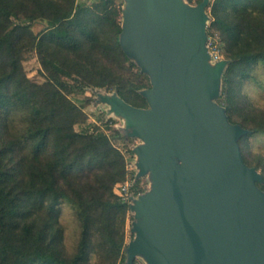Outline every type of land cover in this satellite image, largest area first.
I'll use <instances>...</instances> for the list:
<instances>
[{"label":"trees","instance_id":"trees-1","mask_svg":"<svg viewBox=\"0 0 264 264\" xmlns=\"http://www.w3.org/2000/svg\"><path fill=\"white\" fill-rule=\"evenodd\" d=\"M122 12V0H0V264H125L130 205L116 190L129 173L113 139H128L86 126L87 115L70 98L105 90L148 108L141 95L148 77L125 75L127 66L137 67L120 45ZM207 12V35L227 62L216 103L231 124L250 131L239 146L245 164L261 171L256 185L264 192V159L252 164L247 153L252 138L264 139V111L244 93L253 85L264 94V0H211ZM35 22L45 30L34 34ZM29 51L43 84L24 70ZM144 192L136 182L134 195ZM64 207L78 228L71 252L59 221Z\"/></svg>","mask_w":264,"mask_h":264},{"label":"water","instance_id":"water-1","mask_svg":"<svg viewBox=\"0 0 264 264\" xmlns=\"http://www.w3.org/2000/svg\"><path fill=\"white\" fill-rule=\"evenodd\" d=\"M120 45L150 88L139 109L114 94L102 97L127 122L139 175L152 189L130 205L135 238L128 264H264L262 176L245 164L239 140L250 131L231 124L216 103L227 62L210 63L206 9L181 0H124Z\"/></svg>","mask_w":264,"mask_h":264},{"label":"rangeland","instance_id":"rangeland-1","mask_svg":"<svg viewBox=\"0 0 264 264\" xmlns=\"http://www.w3.org/2000/svg\"><path fill=\"white\" fill-rule=\"evenodd\" d=\"M96 0H77L79 4H87L90 5L91 3L95 2ZM183 5L186 6H195L194 3L189 4L186 0H181ZM123 3V10L126 7V2L122 0ZM206 14L209 18L207 9ZM209 25V19L207 21V26ZM46 28L45 22H35L32 24V31L34 34H39L42 31H44ZM207 41V48L209 53H213L214 51L218 53V55H221L218 43L215 42L213 38L208 37ZM210 42V44H209ZM209 44V45H208ZM223 60V57H222ZM131 61L135 64L136 68H130L127 66V69L125 70L126 77H132L134 73L139 70L141 74L142 71L138 65V62L135 59H131ZM210 63L214 65V61L212 59V56L210 58ZM23 67L27 74V77L37 84H43L45 82L44 75L42 73L41 66L39 64L38 58L36 56L35 51H29L24 55V61H23ZM146 75V74H143ZM148 77V75H146ZM263 83H264V75H260L259 77ZM149 79V77H148ZM149 86L150 79H149ZM221 91V90H220ZM244 93L246 97L248 98V102L252 106L253 109L257 111H264V94L257 88H255L253 85H247L245 87ZM115 93L113 92H107L105 90H87L83 93H76L70 96V98L80 107H82L84 113L87 115V122L86 126H93L96 125L100 128L101 131H105L108 135H113L115 131H120V133L126 137L128 140L123 139H113V143L116 147H118L123 154L125 155V158L127 159L128 165L132 166V174H133V180L139 183V186L144 189V193L149 192L152 189L153 186V179H152V173L148 172L144 175H139V168L137 167L138 159L135 154V150L137 147L143 145V141L137 137L130 136V131L127 128V122L121 115H115L114 113L110 112L109 106L102 103L101 99L102 97H111ZM111 120L112 124L110 125V130H107L106 123ZM76 130H80L81 126L75 127ZM249 149L247 151L248 153V160L252 162V164L256 161H258L260 158L264 159V139L255 137L252 138L248 143ZM252 168V167H251ZM255 169V168H254ZM256 170V169H255ZM260 175L261 171L256 170ZM60 224L64 228V247L68 252H71L74 249V246L76 244V241L78 239V228L77 223L71 213V211L64 207L62 209V213L60 216ZM136 222L134 213L130 211L128 215V219L126 221V227H125V243L126 247L123 250L125 255V264H128V256H127V247L130 244V242L135 238V233L133 232V224ZM133 264H147L145 258L143 256H137Z\"/></svg>","mask_w":264,"mask_h":264},{"label":"built area","instance_id":"built-area-1","mask_svg":"<svg viewBox=\"0 0 264 264\" xmlns=\"http://www.w3.org/2000/svg\"><path fill=\"white\" fill-rule=\"evenodd\" d=\"M209 44H210V42H209ZM210 55L212 56L214 63L222 60V57L220 55H218V53L215 51L213 53H211ZM126 170L128 171L129 176L124 183H122L121 185L118 186L116 192L120 196V198L123 202L131 205L133 199L137 198L138 195H136V196L134 195L135 181L133 180V174L131 173L132 172V166L128 165V163L126 165Z\"/></svg>","mask_w":264,"mask_h":264}]
</instances>
